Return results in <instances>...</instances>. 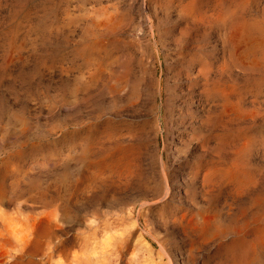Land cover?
<instances>
[{
    "label": "rangeland",
    "instance_id": "374dc122",
    "mask_svg": "<svg viewBox=\"0 0 264 264\" xmlns=\"http://www.w3.org/2000/svg\"><path fill=\"white\" fill-rule=\"evenodd\" d=\"M238 1L237 16H264V0H0V233L26 241L23 256L10 245H0V264H202L206 258H229L231 254L224 253L216 258L217 239L194 250L196 261L188 257L189 241L173 222L182 215L177 203L185 197L183 191L146 207L141 203L149 198L133 190L107 197L101 178V132L107 87L118 88L124 63L130 64V76L137 75V60L154 63L165 98H170L162 131L156 134L151 127L147 109L139 118L123 113L115 126L125 143L129 129L139 127L141 166L151 185L163 181L153 157L158 149L172 189H184L182 178L189 177L191 158H185L180 144L181 104L172 95L175 75L184 77L188 59L197 52L202 63L217 65L222 49L218 23L199 22L187 33L198 40L200 51L192 52L194 44L191 47L186 35H180L186 20L179 10L192 5L191 15L206 19L216 4L229 19L226 7ZM107 18L112 21L105 25ZM232 72L233 99L243 113L234 125V151L249 182L225 211L237 217L246 209L244 240L254 245L245 249L244 264H264V244L256 241L253 230L254 218L264 220V202H254L264 197V70L235 65ZM113 98L118 107L121 99ZM174 177H179L177 183ZM43 198L55 204L44 208ZM47 211L53 217L48 219ZM263 220L258 225L263 226Z\"/></svg>",
    "mask_w": 264,
    "mask_h": 264
},
{
    "label": "bare ground",
    "instance_id": "6f19581e",
    "mask_svg": "<svg viewBox=\"0 0 264 264\" xmlns=\"http://www.w3.org/2000/svg\"><path fill=\"white\" fill-rule=\"evenodd\" d=\"M239 5L240 1H238V3H231L230 6L226 7L229 13V19L224 18L221 14L223 10H218L219 6L216 4L213 5V14L206 19L204 16L191 15V12H193V10H190L192 9V5H188L190 9L180 8L179 10V17L186 20L182 28L179 29L180 35H186V42L189 43L191 47L192 44H194L195 47H192V52H194V50H196V52L197 50L200 51L198 40L195 37H191L190 34L188 37L187 33L193 30V27L199 22L209 23L215 21L218 23V38L222 49L221 58L218 60L217 65L213 66L209 62L202 63L201 60H199L200 54L197 52L191 55L192 58L190 57L188 59V64L186 65L187 70L182 78L184 80L180 78L182 73H177L175 75L174 84H176V87L173 88L172 95L173 98L179 100L181 104L180 109L178 108L177 110V112L180 110L177 114L178 125L182 126L183 129L179 132V137L181 139L180 144L185 158H191L190 170L188 173L189 177L182 178L185 181L182 185L184 189L181 186H178L176 191L172 189V179L170 181L171 176L169 175V177H167L166 174L164 155L160 154L158 149L155 150L153 157L158 162L163 181L151 185L149 176H146L141 166L142 151L137 145V142L141 141L140 139L142 136L139 127L129 129V133L126 135L127 142L125 143L122 142L119 126H115L116 120L122 118L123 113H128V116L131 118H139L140 116L138 114L147 109V115H150L153 119V121L150 122V124L152 123L151 127L156 131V134L162 131V124H164V119L166 118L164 110L168 108L166 103L170 101V98H165L162 77L159 76L160 74H158L159 72L156 65L154 63L153 65L148 64L144 59L137 60L139 68L136 71L134 70L137 75L134 74L130 76V64L124 63L122 74L119 77L120 82L117 86L118 88L114 89V87H112L113 85L108 86V98L104 102V119L101 132V165L104 176L101 175V178H103L104 181L105 195L107 197L110 195L120 196L133 190L139 195L149 198V200L141 203V206L146 207V205L148 206L152 201H162L170 196L174 197L175 193L183 191L185 197L177 203V209L181 211L182 215L175 218L173 222L181 226L186 239L189 241V248L187 249L188 257L195 260L196 255L193 254L194 250L204 246V244L211 239H217L218 248L215 252L216 258H221L223 253L226 256L231 254L228 259H226V257L225 259L219 260L206 258L202 264H244L245 254L250 251L249 249L254 245L253 241H245L248 237L246 239L244 237L246 232L244 233L243 228L247 226L248 222L246 221V217H244L246 209L241 208L243 214L237 217L230 214V211H225V208H229L234 202V199L236 200L238 198L237 196H241V192L246 189L249 182L248 174H246L243 164L236 158L237 153L234 151V125L236 119H239V116L243 113L233 99L234 77L232 70L235 65L243 70H246L249 66L253 68H262L264 70V16L260 20H246L244 17L237 16L238 9H241ZM217 10L218 12H216ZM200 17H203L205 20H201ZM187 20H189V22ZM111 21V18H107L105 25ZM152 29H154L153 26ZM153 36H155V34H153ZM181 43H183L182 39ZM181 46L183 47L184 44ZM155 59H160V56L156 55ZM91 78L94 77L91 76ZM116 96L121 99H119L118 107L113 98ZM246 116L247 115H245V117ZM126 138L124 139L126 140ZM243 146L245 147V144ZM96 152H94V154ZM94 154L91 156L93 157ZM88 159L92 160L91 157ZM92 175H94V173ZM173 179L177 183L179 177H174ZM7 192L8 190H4V193ZM41 196L39 197L38 195V198L41 199ZM7 198L9 199L10 197H6L8 201ZM259 201L263 203L264 197L261 198L258 196L254 200L255 203ZM116 202L114 201L115 204ZM40 203L46 208L50 205H54L55 200L44 199L41 200ZM53 209L52 211L54 212ZM59 209L60 205L58 210ZM46 213H48V211ZM188 214L190 216L187 218ZM60 215L62 214L60 213ZM48 216L53 217L51 213H48L47 218ZM64 216H66V213ZM45 218L46 217H44V219ZM69 220L71 221V219ZM183 220H186V224L184 225L182 224ZM260 220L263 219L260 218ZM260 220L254 218L255 227L253 230L256 241L262 242L260 243L261 245L264 244V225H258V221ZM1 225L0 223V227ZM45 225L47 226V224ZM39 227H41V225ZM58 227L60 228V226ZM34 230L39 229L34 228ZM228 235L232 236L231 240L225 242L223 239ZM10 236V233L3 235L0 233V245L4 247L10 245L9 247L16 250V254L23 253L22 251L25 250L24 247L26 242H24V238H16L13 241ZM28 239L27 237V240ZM12 243H14V246L11 245ZM261 247H264V245ZM52 248L54 247L52 246ZM246 248L247 252H245ZM261 249L263 250V248ZM252 250H254V248ZM9 252H11V250H9ZM240 252L242 253L241 260L239 259L240 261H236ZM101 257H104V255H101ZM103 261L102 259V262Z\"/></svg>",
    "mask_w": 264,
    "mask_h": 264
}]
</instances>
